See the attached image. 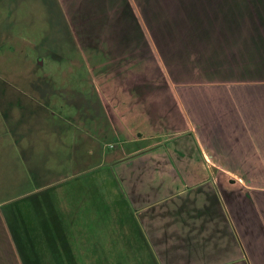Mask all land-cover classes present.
<instances>
[{
	"label": "crops",
	"instance_id": "crops-1",
	"mask_svg": "<svg viewBox=\"0 0 264 264\" xmlns=\"http://www.w3.org/2000/svg\"><path fill=\"white\" fill-rule=\"evenodd\" d=\"M122 2L132 35L264 52V0H201L159 27ZM147 82L132 76L129 111L100 97L122 146L107 170L0 211V264H264V79Z\"/></svg>",
	"mask_w": 264,
	"mask_h": 264
},
{
	"label": "rangeland",
	"instance_id": "rangeland-1",
	"mask_svg": "<svg viewBox=\"0 0 264 264\" xmlns=\"http://www.w3.org/2000/svg\"><path fill=\"white\" fill-rule=\"evenodd\" d=\"M108 1L0 0V211L34 202L42 189L80 186L99 166L108 169L105 159L122 146L100 97L107 104L117 98L129 111L132 76L148 78L147 90L165 88L166 75L170 81L264 79L261 50L241 52L221 34L199 44L206 50H175L170 36L132 35L123 2ZM200 1L128 0L143 27H159L161 15L174 21L178 12H199ZM145 39L168 49L158 50L166 66ZM225 46L236 50L217 49Z\"/></svg>",
	"mask_w": 264,
	"mask_h": 264
}]
</instances>
